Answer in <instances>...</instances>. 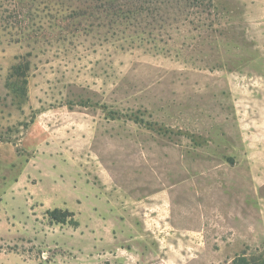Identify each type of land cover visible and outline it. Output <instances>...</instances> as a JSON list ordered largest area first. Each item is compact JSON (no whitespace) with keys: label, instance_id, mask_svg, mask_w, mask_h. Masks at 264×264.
Masks as SVG:
<instances>
[{"label":"rangeland","instance_id":"rangeland-1","mask_svg":"<svg viewBox=\"0 0 264 264\" xmlns=\"http://www.w3.org/2000/svg\"><path fill=\"white\" fill-rule=\"evenodd\" d=\"M224 71H264V0H0V264L264 252L221 206L248 183L201 193L240 142Z\"/></svg>","mask_w":264,"mask_h":264},{"label":"crops","instance_id":"crops-1","mask_svg":"<svg viewBox=\"0 0 264 264\" xmlns=\"http://www.w3.org/2000/svg\"><path fill=\"white\" fill-rule=\"evenodd\" d=\"M214 73L224 75V78L228 79L227 82L221 84L227 85V88L232 91L233 100L237 103L239 114L235 122H239L240 142L237 150L225 157L221 155L222 158L228 160L227 162L224 161L221 163V167L212 169V177L221 181V184H217L219 186L213 180L212 188H209L208 183L211 179L207 178L205 174H201L203 179L201 193L213 192L216 188L222 189L223 193L226 182L228 183L231 178L234 181L236 176L240 177L242 183H248L247 191L239 197H234L231 203L223 201L221 204V206L228 204V216L233 221V225L228 227L229 232L236 233L238 230H242L248 234H259L261 238H264V119H262L264 71ZM232 159L234 161H230ZM198 176L200 177V174ZM221 194L218 193V197H221ZM204 210L205 208H203V212ZM212 213L222 214L219 211Z\"/></svg>","mask_w":264,"mask_h":264},{"label":"trees","instance_id":"trees-1","mask_svg":"<svg viewBox=\"0 0 264 264\" xmlns=\"http://www.w3.org/2000/svg\"><path fill=\"white\" fill-rule=\"evenodd\" d=\"M25 83L26 81L24 80L20 86L23 90L25 89ZM1 139L2 136L0 135V140ZM45 214L50 221L55 223L69 224L73 227L79 225V221L75 218V213L67 208L62 209L55 207L47 209ZM232 264H264V252L251 256H247L245 252H242L234 256Z\"/></svg>","mask_w":264,"mask_h":264}]
</instances>
